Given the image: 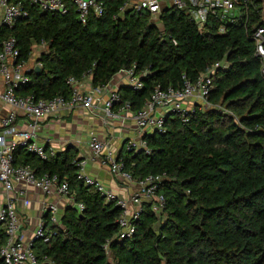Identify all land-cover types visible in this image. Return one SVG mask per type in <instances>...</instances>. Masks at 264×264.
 <instances>
[{
  "label": "trees",
  "instance_id": "trees-1",
  "mask_svg": "<svg viewBox=\"0 0 264 264\" xmlns=\"http://www.w3.org/2000/svg\"><path fill=\"white\" fill-rule=\"evenodd\" d=\"M98 1L102 13L90 9L84 22L68 3L65 13L31 5L12 27L0 26V46L14 36L18 61L27 64L34 45L46 48L17 94L68 99L69 77L88 75L92 87H103L134 66L144 73L142 87L119 89L132 110L155 87H179L201 74L212 79L208 106L197 102L185 119L167 113L163 131L143 135L149 153L123 143L118 155L135 178L165 174L157 188L165 197L162 215L143 202L129 238L118 237L120 208L77 179L76 150L67 146L41 160L18 146L14 164L57 174L83 204L81 211L65 207L57 226L44 215L51 231L48 241L33 243L37 264H264V73L253 38L259 28L264 37V0H238L240 15L224 33L217 18L199 30L175 6L153 16L122 11L124 0ZM5 240L0 230V247Z\"/></svg>",
  "mask_w": 264,
  "mask_h": 264
},
{
  "label": "built area",
  "instance_id": "built-area-1",
  "mask_svg": "<svg viewBox=\"0 0 264 264\" xmlns=\"http://www.w3.org/2000/svg\"><path fill=\"white\" fill-rule=\"evenodd\" d=\"M68 3L75 6L82 22L86 20L90 9L97 15L103 10L98 0H0V26L12 27L17 18L28 15V8L31 5H36L41 10L65 13ZM237 3L238 0H124L121 10L131 7L146 10L157 16L162 8L175 6L184 10L199 30L204 29L209 18H217L219 32L224 33L225 23L235 21L240 15ZM262 33L261 28L257 29L253 38L256 54L262 60L264 73ZM18 55L16 38L11 35L5 37L0 46V104L5 108V112L0 110V185L6 192V198L0 207V230L4 231L6 240L0 247V256L5 264H37V257L32 250L33 243L38 240L48 241L51 231L46 224L47 220H43V214L48 216L50 225L57 226L60 219L59 199L64 198L65 207L74 206L79 211L83 209L82 203L75 202L68 182L60 179L57 174H36L28 164L13 163V153L18 146L24 147L27 152L41 160H46L55 153L53 149L46 151L45 143L39 140L42 120L50 116H58L61 112L73 111L78 106L92 114L101 111L105 122L109 124L113 121L124 123L131 119L140 136L126 139L124 148L128 151L133 149L149 153L143 135L148 132L163 131L167 113L178 112L185 119L187 112L192 110L197 102L202 106H208L206 96L212 79L208 74H201L194 82L184 79L179 87H155L142 106L132 110L131 102L122 100L119 88L110 86L111 80L103 87H89L84 90L82 86L88 75H83L81 81L73 77L67 79L72 90L68 99L62 95L49 99L19 95L16 90L27 82L26 72L31 67L28 69L25 62L18 61ZM218 65L215 63L214 66ZM39 66L40 63L34 64V68ZM134 68L133 66L120 71L127 74L125 85L138 89L142 87L141 77L144 73L136 74ZM97 96H99L98 100H96ZM19 113L25 120V128L18 126ZM89 136L88 149L100 156V164L106 166L111 177L126 191V194L122 195L108 189L99 179L87 174L86 158L73 161L78 168L76 177L84 185L95 188L106 201H112L120 208L118 237L129 238L135 231L134 221L141 214L143 202H149L152 210L158 216L162 215L165 197L157 193V188L165 178V174L151 173L135 178L126 168L123 158L119 157V152L112 150L113 136L106 137L105 140L98 139L94 133H90ZM23 186L38 189L46 197L58 198L56 202L47 201L42 204L41 216L30 236L25 235L21 230L22 224L13 201L14 190Z\"/></svg>",
  "mask_w": 264,
  "mask_h": 264
},
{
  "label": "crops",
  "instance_id": "crops-1",
  "mask_svg": "<svg viewBox=\"0 0 264 264\" xmlns=\"http://www.w3.org/2000/svg\"><path fill=\"white\" fill-rule=\"evenodd\" d=\"M26 66L28 69L31 67L29 62H27ZM126 82L127 74L119 71L111 78L110 86L120 89ZM89 87L92 86L90 78L87 77L82 88L86 90ZM98 99L99 96H97L96 100ZM1 112H5L4 107ZM17 123L21 128H25V120L20 113L18 114ZM90 133H94L98 139L103 140L106 137L113 136L111 147L115 152L121 151L126 139L140 136L136 132L131 119L126 120L124 123L113 121L112 124H109V122H105L101 111L92 114L87 109L78 106L73 111L61 112L58 116H50L42 120L39 140L43 141L48 149H53L55 153L64 150L67 146H71L77 151V157L86 158L85 171L87 174L99 179L108 189L122 195L126 194V191L119 187V184L111 177L106 166L100 164V156L88 149ZM13 195L17 215L22 224L21 230L27 236H30L41 216L42 204L47 201H58L56 197L44 196L38 189L24 186L17 187ZM5 198L6 192L0 185V207L3 205ZM64 204V198L59 199V216H61V212L65 208Z\"/></svg>",
  "mask_w": 264,
  "mask_h": 264
},
{
  "label": "rangeland",
  "instance_id": "rangeland-1",
  "mask_svg": "<svg viewBox=\"0 0 264 264\" xmlns=\"http://www.w3.org/2000/svg\"><path fill=\"white\" fill-rule=\"evenodd\" d=\"M159 28H162L161 26V23L159 22ZM46 50V48L44 46H37V45H34L33 48H32V55L30 56L28 62H29V66L33 67V64L35 63V59L36 57L42 52ZM0 109L2 110L3 109V105L0 104Z\"/></svg>",
  "mask_w": 264,
  "mask_h": 264
},
{
  "label": "water",
  "instance_id": "water-1",
  "mask_svg": "<svg viewBox=\"0 0 264 264\" xmlns=\"http://www.w3.org/2000/svg\"><path fill=\"white\" fill-rule=\"evenodd\" d=\"M34 70H35V71H38V70H39V68H38V67H35V68H34Z\"/></svg>",
  "mask_w": 264,
  "mask_h": 264
}]
</instances>
